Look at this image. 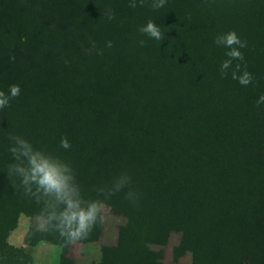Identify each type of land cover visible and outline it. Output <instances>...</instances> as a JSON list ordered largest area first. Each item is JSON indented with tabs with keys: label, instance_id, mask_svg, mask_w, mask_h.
<instances>
[{
	"label": "trees",
	"instance_id": "1",
	"mask_svg": "<svg viewBox=\"0 0 264 264\" xmlns=\"http://www.w3.org/2000/svg\"><path fill=\"white\" fill-rule=\"evenodd\" d=\"M148 20L160 40L141 33ZM230 30L244 60L222 73L215 38ZM237 64L249 85L232 78ZM13 84L20 95L0 109V260L35 264L44 241L75 264L81 240L48 227L44 202L9 175L15 134L70 163L86 199L149 169L135 200L114 205L127 223L101 264H163L151 246L173 234V264L188 253L191 264H264V0H0V91ZM22 215L32 226L17 248Z\"/></svg>",
	"mask_w": 264,
	"mask_h": 264
},
{
	"label": "clouds",
	"instance_id": "2",
	"mask_svg": "<svg viewBox=\"0 0 264 264\" xmlns=\"http://www.w3.org/2000/svg\"><path fill=\"white\" fill-rule=\"evenodd\" d=\"M166 0H152L153 8H161ZM129 6L135 7L136 0H129ZM141 33L150 38L160 40L162 33L159 26L148 20L140 27ZM215 44L225 49V56L220 65L222 73L232 67L233 61H243L241 49L246 47L239 35L230 30L216 36ZM111 47V41L108 42ZM232 78L247 86L252 82V74L246 69L241 71V65H236ZM18 84L8 87L7 92L0 91V109L6 108L12 98L20 95ZM257 104H264V94H261ZM9 151L15 163L9 166V175L19 177L26 195L44 202V219L48 227L56 230L67 241H77L88 235L93 226L101 219L102 211L108 197L125 188L130 177L122 174L111 187H101L98 191L104 199H86L81 192L80 185L76 182L74 170L70 163L60 159L54 154L35 147L33 143L20 135H9ZM60 147H71L67 137L60 140ZM127 198L135 200L132 192Z\"/></svg>",
	"mask_w": 264,
	"mask_h": 264
},
{
	"label": "rangeland",
	"instance_id": "3",
	"mask_svg": "<svg viewBox=\"0 0 264 264\" xmlns=\"http://www.w3.org/2000/svg\"><path fill=\"white\" fill-rule=\"evenodd\" d=\"M172 144V140L167 139L163 141L159 147L160 153H167ZM148 176V168L143 167L139 169L135 177H133L132 181L129 182L125 188L107 198L101 219L98 221L97 229L93 232H89L86 237L74 243L71 248L69 257L73 259L76 264H101L103 247L115 246L118 242L120 228L127 223L125 215L117 214L114 211V205L120 203V196L123 195L127 198L128 192H132L134 196H136L141 184ZM95 199H104V197L98 192ZM127 201V205L132 202V200L128 198ZM31 226L32 220L22 215L19 218L17 228L13 231L9 239L10 244L17 248L25 246V239ZM179 243L180 235L173 234L166 245H152L151 248L156 252H163V264H173L174 249ZM35 257V264H58L59 250L52 244L43 241L38 245ZM179 260L180 264H191L192 255L188 253ZM10 263L11 261L7 258L0 260V264Z\"/></svg>",
	"mask_w": 264,
	"mask_h": 264
},
{
	"label": "crops",
	"instance_id": "4",
	"mask_svg": "<svg viewBox=\"0 0 264 264\" xmlns=\"http://www.w3.org/2000/svg\"><path fill=\"white\" fill-rule=\"evenodd\" d=\"M76 264V263H75Z\"/></svg>",
	"mask_w": 264,
	"mask_h": 264
}]
</instances>
